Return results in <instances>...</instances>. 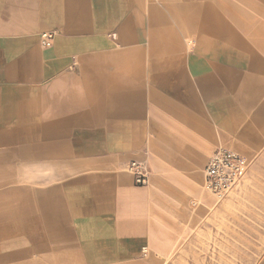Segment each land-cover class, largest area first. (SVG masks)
I'll use <instances>...</instances> for the list:
<instances>
[{"label":"crops","instance_id":"obj_1","mask_svg":"<svg viewBox=\"0 0 264 264\" xmlns=\"http://www.w3.org/2000/svg\"><path fill=\"white\" fill-rule=\"evenodd\" d=\"M240 43L201 3L0 0V264L170 256L213 151L264 152V56ZM255 173L218 205L241 243L264 235Z\"/></svg>","mask_w":264,"mask_h":264},{"label":"rangeland","instance_id":"obj_2","mask_svg":"<svg viewBox=\"0 0 264 264\" xmlns=\"http://www.w3.org/2000/svg\"><path fill=\"white\" fill-rule=\"evenodd\" d=\"M182 1L171 0V2L178 3ZM184 2L187 7L201 3L213 9L221 20L232 27L241 45L246 44L259 55L264 56V5L262 0H184ZM190 10L193 13L195 11V9ZM248 156L252 158L251 169L238 185L219 201L210 193L206 195L210 197L211 202L204 200L206 203L200 206L197 204L200 202L197 197L188 198V212L184 216L185 219L179 223L182 228L180 236L173 242L171 255L162 257L160 264H264V235H251L247 237L248 242L241 243L242 237H231L227 230L230 224H225L224 216L217 213L218 205L226 198L234 194L242 196L237 193L241 183L248 178L250 173H255L254 164L264 162V152ZM262 173L264 174V172L255 173L258 178L257 187L251 188L250 193H245L246 195L264 196V175ZM203 175L201 171V186H204ZM242 199L245 203L242 206L263 205L248 204L246 202H250V199ZM213 204L215 206L211 207ZM261 212V210L257 211L259 214ZM77 258H79L78 255L72 253L73 262L54 263L53 258L43 256L41 264H82Z\"/></svg>","mask_w":264,"mask_h":264},{"label":"built area","instance_id":"obj_3","mask_svg":"<svg viewBox=\"0 0 264 264\" xmlns=\"http://www.w3.org/2000/svg\"><path fill=\"white\" fill-rule=\"evenodd\" d=\"M52 38L51 34L41 35V44L46 45ZM209 157L204 166V189L220 200L233 190L251 169V159L238 152L218 147ZM128 169L136 177V181L144 182L146 174L140 161L130 162Z\"/></svg>","mask_w":264,"mask_h":264}]
</instances>
